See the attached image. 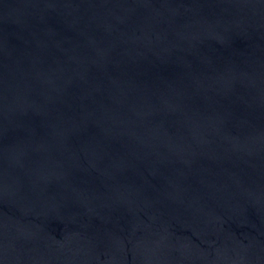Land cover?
Wrapping results in <instances>:
<instances>
[{
	"label": "water",
	"instance_id": "95a60500",
	"mask_svg": "<svg viewBox=\"0 0 264 264\" xmlns=\"http://www.w3.org/2000/svg\"><path fill=\"white\" fill-rule=\"evenodd\" d=\"M0 264H264V0H0Z\"/></svg>",
	"mask_w": 264,
	"mask_h": 264
}]
</instances>
